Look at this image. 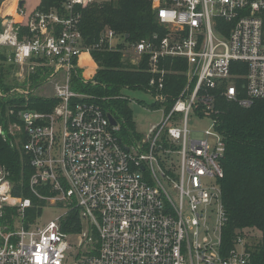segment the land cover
<instances>
[{
	"label": "built area",
	"instance_id": "1",
	"mask_svg": "<svg viewBox=\"0 0 264 264\" xmlns=\"http://www.w3.org/2000/svg\"><path fill=\"white\" fill-rule=\"evenodd\" d=\"M33 1L0 0V49L18 82L49 69L37 89L53 84L58 103L49 113L19 112L32 198L14 196L11 172L0 166V264H256L242 237L229 255L221 253L226 144L212 114L218 95L246 109L264 100V0H151L162 33L131 43L107 29L93 45L80 31L79 9L102 0H62L49 12ZM94 52H118L136 69L146 63L145 91L157 106L171 105L135 145L122 143L120 126L94 97L73 89L79 72L83 84H96ZM174 60L185 69L163 68ZM171 74L185 84L170 101ZM193 109L212 119L199 139L188 128ZM156 150L178 155L179 170L174 162L163 167ZM34 199L45 202L42 213L56 206L64 214L30 222ZM72 208L82 226L67 233L62 221Z\"/></svg>",
	"mask_w": 264,
	"mask_h": 264
},
{
	"label": "trees",
	"instance_id": "2",
	"mask_svg": "<svg viewBox=\"0 0 264 264\" xmlns=\"http://www.w3.org/2000/svg\"><path fill=\"white\" fill-rule=\"evenodd\" d=\"M62 0H42L41 11L49 12L59 8ZM82 13L80 31L88 45L97 43L105 30L128 36L131 43L140 42L155 33H162L156 22L151 0H106L85 8ZM6 49H0V166L11 172L14 196L31 197L29 179L33 173L27 155L22 151L26 141L24 127L19 120L21 110H34L49 113L58 101L55 98L21 95L17 88H37L49 77V69L40 70L29 76L25 85L16 79L15 67L5 63ZM93 57L99 66L95 76L96 84H83L81 72L73 76L74 91L94 97V103L111 115L120 126L117 136L122 143L131 146L143 140L132 120L127 99L121 98L125 88L146 90L151 74L149 66L143 63L139 69L122 61V55L94 52ZM164 69L182 71L181 63L174 60L163 66ZM166 93L171 101L181 92L185 79L171 74L166 77ZM171 105H168L169 113ZM216 127L224 138L226 152L221 164L224 178L221 180L222 204L226 221L221 231V253L224 256L235 248L239 237L246 239V249L256 264L264 263V100L256 101L250 108L226 100L218 95L214 113ZM22 125L21 141L9 133V124ZM162 143L169 147L165 136ZM34 208L28 210L27 220L36 221L42 216L45 202L34 199ZM81 220L77 209H70L62 221L67 233L81 231ZM248 232V234H246ZM251 233V234H249Z\"/></svg>",
	"mask_w": 264,
	"mask_h": 264
},
{
	"label": "rangeland",
	"instance_id": "3",
	"mask_svg": "<svg viewBox=\"0 0 264 264\" xmlns=\"http://www.w3.org/2000/svg\"><path fill=\"white\" fill-rule=\"evenodd\" d=\"M106 0H102L99 3H104ZM37 4V0L33 1V6ZM91 70V67L89 69ZM25 81L19 82L21 85H25ZM34 96L48 98L54 93L53 84H48L47 87H41L39 89L34 88L30 91ZM123 95L128 99L129 109L131 111L132 120L136 124L137 131L143 135L148 133V130L151 126L158 125L162 122L163 118L167 116L168 105L157 106L153 95L148 93L145 90H133L130 88H125L122 91ZM212 127V119L206 116L197 115L193 109L188 118V128L191 132L192 138H202L203 132L209 130ZM9 133L15 138V144L19 145L21 141L22 125L19 122L9 124ZM156 155L159 157V160L162 163L163 167H166L173 162L177 165L179 170V161L180 158L178 155L167 156L163 151L156 150ZM173 177L176 181H179V171L173 174ZM64 209H61L56 206H47L43 209L42 216L39 219V223L45 224L50 220H53L64 214ZM212 230L210 232L209 238L213 241L217 240L218 234L213 232V227H215V221H212L211 224ZM248 234V232L246 233ZM251 234V233H249ZM203 238V236H201ZM246 243V238L242 237ZM246 239V240H245ZM248 242L252 240L248 239ZM74 256H72L73 258Z\"/></svg>",
	"mask_w": 264,
	"mask_h": 264
},
{
	"label": "water",
	"instance_id": "4",
	"mask_svg": "<svg viewBox=\"0 0 264 264\" xmlns=\"http://www.w3.org/2000/svg\"><path fill=\"white\" fill-rule=\"evenodd\" d=\"M21 4H23V2H21ZM129 37L126 36V39H128ZM109 120H110V123L113 125V126H116L117 125V121L111 116L109 115Z\"/></svg>",
	"mask_w": 264,
	"mask_h": 264
},
{
	"label": "crops",
	"instance_id": "5",
	"mask_svg": "<svg viewBox=\"0 0 264 264\" xmlns=\"http://www.w3.org/2000/svg\"><path fill=\"white\" fill-rule=\"evenodd\" d=\"M91 67H93V64L91 65Z\"/></svg>",
	"mask_w": 264,
	"mask_h": 264
},
{
	"label": "bare ground",
	"instance_id": "6",
	"mask_svg": "<svg viewBox=\"0 0 264 264\" xmlns=\"http://www.w3.org/2000/svg\"><path fill=\"white\" fill-rule=\"evenodd\" d=\"M12 11V10H11Z\"/></svg>",
	"mask_w": 264,
	"mask_h": 264
}]
</instances>
